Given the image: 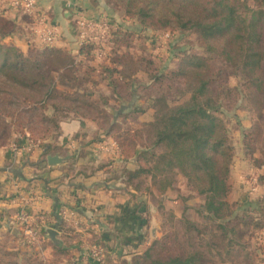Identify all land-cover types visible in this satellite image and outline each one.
Returning <instances> with one entry per match:
<instances>
[{
  "label": "trees",
  "instance_id": "obj_1",
  "mask_svg": "<svg viewBox=\"0 0 264 264\" xmlns=\"http://www.w3.org/2000/svg\"><path fill=\"white\" fill-rule=\"evenodd\" d=\"M255 1L257 4L251 5L248 0H107L116 8H125L126 15L136 18L145 30L191 31L197 35L204 51L182 57L175 68L152 74L153 83L139 80V67H134L132 73L125 71L127 65L103 68L102 71L111 76L105 90L118 92L122 83L133 94L131 104L120 102L113 114L101 107L95 110L94 90L89 86L79 88L73 83V79H81L77 59L82 60L81 55L84 54L89 56L96 48L95 43L81 46L78 54L59 45H47L36 53L26 54L12 44H5L4 36L13 33L17 23L0 14V128L4 129V134L0 135V146L10 141L11 124L27 126L20 131L24 138L29 135L27 139H32L37 124L54 123L58 140L61 122L79 119L82 128H85L87 120L94 121V139L103 141L104 136H112L118 145L120 157L114 172L117 182L119 180L122 185L140 189L146 180L141 178L150 174L156 187L166 192L176 187V179L181 176L195 194L204 198L203 214L205 219L210 220L205 227H193L192 233L199 236L214 225L220 231L216 233L227 242L232 241L231 235L238 238L250 236L252 224L245 214L242 217L239 215V198L230 199L233 165L240 159L232 141L230 120L234 119L237 124L242 142L243 151L239 156L252 165L262 166L264 0ZM4 24L10 27L6 28ZM129 37L133 40L135 34L127 30L123 36L109 39L108 45L114 48V52L118 51L121 43H128ZM135 57L132 56L129 62L134 64L143 60L138 54ZM49 62L56 63V66L49 67ZM230 69L233 71L231 76L238 78L236 84L230 82V76L224 78ZM95 71L97 68L91 67L86 75L93 78ZM164 84L167 88L162 91ZM152 86L159 87L162 92L154 93L149 89L148 106L139 107V93ZM174 88L178 92L176 96L169 93ZM242 100L244 107L249 108L244 112V123L237 105ZM23 103L28 104L24 106ZM103 105L109 106L108 100ZM127 109L145 116L143 124L147 128L150 144L140 143V150L136 136L120 125V117ZM9 117L11 119L7 120ZM14 140L17 146L22 144L17 138ZM39 145L48 152L54 150L52 143ZM48 152H44L42 162H47ZM136 154L134 163L137 167L130 168L128 164L133 162L132 157ZM242 224L244 229L240 228ZM254 224L262 226L259 222ZM181 243L175 233L157 237L143 253L133 256L132 264L240 263L231 250L226 249L225 252L232 257L231 260L221 254L219 262L211 257V250L210 253L201 248L184 251L179 247ZM50 244L56 255H68L71 260L70 245L61 247L51 241ZM173 245L176 250L171 253ZM7 254L13 255L12 252ZM247 255L250 258L252 252H247ZM254 261L251 258L249 264H254ZM68 264H74V261Z\"/></svg>",
  "mask_w": 264,
  "mask_h": 264
},
{
  "label": "rangeland",
  "instance_id": "obj_2",
  "mask_svg": "<svg viewBox=\"0 0 264 264\" xmlns=\"http://www.w3.org/2000/svg\"><path fill=\"white\" fill-rule=\"evenodd\" d=\"M54 1L56 0H53L51 3L54 4ZM248 2L251 5L257 4L255 0H248ZM91 3L88 4V1L85 2V0H80V2H76V0H66L65 6L69 10L71 21L74 22V31L71 30V36L67 37V33H64L63 27L58 26V23L56 24L52 21V17L44 9L46 4L40 2V0H38L39 12L36 13V15L41 19L38 22L31 13L29 14L24 12L14 6L10 7L11 10L14 9V11L16 10L22 14L21 20H23L22 23H24V28H19L18 25H16L14 32L7 37L4 36L3 39H5V44H12L26 54H30L32 52L36 53L44 47H47V45H57L58 41L62 40V38L65 43H63V45L60 44L59 46L64 47L66 45L68 49L73 50L74 54H78L81 46L89 42L95 43L96 48L91 52V54H89V56L84 54V56L81 55L82 60H79V58L77 59L76 62L78 63V67L80 69L79 76L81 79H73V83H75L74 86L76 87L84 88L89 86L92 90H94L92 96L93 99L97 101L95 102V110L97 111L101 107L108 113H116V108H118L117 106L121 105L120 102L131 104L133 98V94H131L129 88L123 87L122 83L118 92L116 91L115 93H110L108 90H105V85L111 82V76L108 77V72H103V68L108 66L122 68L124 65H127L125 71L132 73L134 67H139L137 74L140 78L139 80H143L146 83H150L152 81L153 83L154 80L151 79L152 74H155L156 72L161 74L170 68H175L181 61L182 57L188 54L204 52L203 47L198 43L197 35L193 34L191 31L181 32L170 29L145 30L144 25H142L136 18L126 15L125 8H116L114 4H108L107 0H101V3H103L104 6V11L100 10L101 12L99 13V11L94 12L95 10H93L88 13V6ZM4 15L6 16L5 13ZM86 21L88 22V25H86ZM4 25L2 26L6 28L10 27L8 24ZM49 25L57 28L58 32L57 40L53 43L44 41L39 32L35 31L36 29L39 30L42 27L47 29V26ZM127 30L133 32L135 34V38H132L133 40H131L129 37L130 39L127 40L128 43H121L122 46L119 50L114 52V48L111 49V45H108V40H113L119 38V36H123ZM26 33L32 35V37L29 35L28 37ZM16 35L24 39L26 42L18 40L15 37ZM64 36L66 39L72 37V40L66 41ZM129 52H131V56L128 55ZM136 54L141 56L143 60L134 64L130 63L129 61L131 60V57H135ZM41 58L44 59L43 57ZM216 63L220 64L219 61ZM48 66L54 67L56 66V63L49 62ZM91 67L97 68V71H95L92 75L93 78L86 75ZM231 75H233L232 69L224 75V78H229L230 76V82L232 84H236L238 82V78ZM115 78L117 77L115 76ZM165 80L173 82L170 78H166ZM96 83L97 85H95ZM166 88L167 85L164 84L162 91ZM149 89H151L152 92L154 91V93L160 91L157 86H152L148 89L142 90L139 93V104L137 103V105L141 108L148 106L146 102H149L147 101ZM169 93L173 96L178 94L175 88L170 90ZM107 100L109 106H104L103 103ZM233 103L234 102L231 104L232 108L234 107ZM27 104L28 103H23L24 106ZM244 104V100L237 104L242 117V123H244V112L249 109L248 107H244ZM131 110L132 109L124 110L122 117H120L121 128L123 130H131V133L136 136V140L139 145L140 143L150 144L148 133L146 131L147 128L145 124H143L145 116L142 114L138 115ZM10 119L11 118L9 117L7 120ZM230 121L232 141L236 146L237 156L240 158L236 160L233 165V174L231 175L233 189L230 194V199L233 200L234 197L239 198L241 204V207L238 209L239 215L242 217L245 214V218L250 220L252 224L250 227L251 231L249 232L250 236L238 238V236L231 235L230 238L232 241L227 242L225 238L220 237V235L216 233L219 230L214 225H210L209 231L206 229L204 233L197 236L195 233L191 232V230H194L192 228H199L201 226L205 227V225L209 224L206 222L210 221L205 219L203 214L204 210L202 204L204 202V198L195 194L190 185L187 184L186 179L181 176L176 179V187L168 189L166 192H162L156 187V184L153 183L151 175L145 174L141 180L144 178H146V180L140 189L135 188L133 185H122L119 180L117 182L120 187L119 193L122 195V198L125 199V201H122V207L129 206L131 208L127 210L125 209L126 211L130 210L132 212V210H134V214L138 218L137 222L139 223L138 225L140 228H138V230L131 236L128 235L129 237L127 239H124L125 236L118 239L119 241L123 240L121 246H127L122 250L120 249L121 254L117 255L118 258L116 259L115 257H110L109 249H107V247L97 245L95 243L93 246V256L86 260L88 261V264H94L92 262L94 257H98V260L100 259V263L103 260H106L110 264H132L133 256L135 254L143 253L147 247L151 245L155 238L162 237L165 234L172 235L174 233L175 235L177 234L182 241L180 244L181 246L179 247L184 251L201 248L205 252L210 253L211 250L210 255L214 258V261L218 260L221 262L222 257L225 252H227V249L232 251L231 253L234 254V257L237 256L235 259L238 262L240 261L239 264H249L251 258L256 260L254 261V264H264V164H262L259 169L257 168V172L244 174V161L248 160H244L239 156V154L243 151L242 142L239 131L236 129L237 124L232 118ZM9 128L11 139L7 144L0 146V149L13 147L15 145L14 139L16 138L22 142L20 146L30 148L35 146L34 144H54L58 141V131H56L54 123L37 124L35 127L37 129L35 133L32 134L33 140L31 138L27 139L29 135L24 138L20 131L22 128L27 129V126H19V124L16 123L11 124ZM86 129L87 127L85 130ZM3 131L4 129L1 127L0 135L4 134ZM141 147L142 145L138 146V150H140ZM261 157L264 158L263 155ZM136 160L137 154L132 157L133 162L128 164L130 168L137 167L134 163ZM187 196H192V198ZM128 203L131 204L129 205ZM154 222L156 223V234H153L152 232ZM254 222H259L262 226L255 225ZM240 228L244 229V224H242ZM216 234L218 236H215ZM78 237L79 236H75L74 240L77 241L79 239ZM189 237H192V241ZM235 237L238 239H235ZM28 240L31 245H34L32 246L34 248L30 250V255L24 254L23 251H20V253H18V251H12L14 253L10 256H4L0 253V260L3 261L4 259L8 262V264H14L15 262L16 264H66V260L69 259L68 255H56L55 253L52 256H49V254H41V257V255L37 252L38 249H35L36 247L38 248L40 241L33 244L37 240H33V238ZM174 243L175 242H173V244ZM117 246H119V244H117ZM175 250L176 246L173 245L171 253H174ZM24 251L26 252V249H24ZM247 252H252V256L250 258L247 255ZM225 255V258L231 260L232 257L228 253ZM28 256H32L33 259H29ZM83 257L84 259L82 264H86L85 259L87 256H85L84 253ZM79 264H81V262Z\"/></svg>",
  "mask_w": 264,
  "mask_h": 264
},
{
  "label": "crops",
  "instance_id": "obj_3",
  "mask_svg": "<svg viewBox=\"0 0 264 264\" xmlns=\"http://www.w3.org/2000/svg\"><path fill=\"white\" fill-rule=\"evenodd\" d=\"M9 1L0 0V5ZM52 1L40 0L46 4L44 9L52 21L63 27L66 37L71 36L74 22L65 6L66 0H56L54 4ZM86 1L88 4L92 1L88 13L93 10L99 13L104 11L101 0ZM6 16L14 19L19 28H24L20 12L10 8ZM15 37L26 42L18 35ZM66 37V41L72 40V37ZM63 43L62 38L57 45ZM86 127L82 128L79 119L61 122V135L53 144L54 150L49 152L39 144L31 148L19 146L16 150L13 147L0 149V253L4 256H9L7 253L12 251L25 252L24 249L30 255V250L34 248L21 221L20 215L23 212L29 214L33 226L39 230V237L33 243L40 241L38 248H35L38 254H54L50 241L54 242L46 229L53 227L58 230L62 243L54 244L71 246L72 257L70 261L66 260V264L72 261L74 264H82L83 253L87 256L85 261L90 259L95 243L106 244L110 257L116 259L121 254L120 249L127 246H121L123 240L118 239L123 236L127 239L140 228L134 210L126 211L131 208L122 207L125 199L119 193L120 188L114 176L116 162L120 157L116 141L112 136H104L103 141H96L93 134L96 129L94 121H87ZM44 152H48L47 156L59 154L64 161L55 165L49 164L48 159L42 162ZM253 166L244 161V174L257 172L259 167ZM75 236H79L77 241L74 240ZM99 261L98 257H94L92 262L110 264L106 260L101 263ZM0 264L8 262L3 259Z\"/></svg>",
  "mask_w": 264,
  "mask_h": 264
},
{
  "label": "built area",
  "instance_id": "obj_4",
  "mask_svg": "<svg viewBox=\"0 0 264 264\" xmlns=\"http://www.w3.org/2000/svg\"><path fill=\"white\" fill-rule=\"evenodd\" d=\"M13 6L29 14L31 13L36 18L37 22L41 20L36 15V13L39 12L38 0H11L7 4L0 5V14L1 15H4V13L6 14V11L10 7H13ZM86 23H87L86 25H88L87 21ZM47 27H48L47 29L46 28L44 29V27H42L39 30L36 29L35 31L39 32L40 36L43 38L44 41L53 43L57 40V37H58L57 28L51 27V25ZM34 145H37V144H34ZM13 147L15 150L19 148V146H17L16 144ZM20 216H21L23 227L25 229V232L28 238L29 239L33 238V240H37L40 233H39V230L36 228V226H33L34 222L31 221L29 214L23 212Z\"/></svg>",
  "mask_w": 264,
  "mask_h": 264
},
{
  "label": "water",
  "instance_id": "obj_5",
  "mask_svg": "<svg viewBox=\"0 0 264 264\" xmlns=\"http://www.w3.org/2000/svg\"><path fill=\"white\" fill-rule=\"evenodd\" d=\"M48 162L51 165H55V164H59L61 162L64 161V158L62 156H60L59 154H48L47 156ZM48 236L51 238V240L56 243V244H61L62 240L58 237L59 236V232L57 229L53 228V227H49L46 229ZM152 232L153 234H156V223H153L152 226Z\"/></svg>",
  "mask_w": 264,
  "mask_h": 264
}]
</instances>
